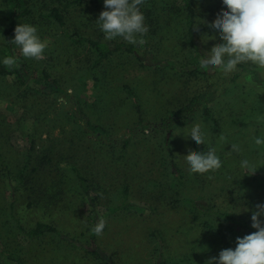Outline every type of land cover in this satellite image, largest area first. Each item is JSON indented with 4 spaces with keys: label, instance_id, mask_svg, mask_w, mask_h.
<instances>
[{
    "label": "trees",
    "instance_id": "obj_1",
    "mask_svg": "<svg viewBox=\"0 0 264 264\" xmlns=\"http://www.w3.org/2000/svg\"><path fill=\"white\" fill-rule=\"evenodd\" d=\"M196 1L145 0L141 10L149 32L144 43L132 45L122 38L104 39L95 22L105 10L103 0H3L9 28L2 31L5 54L0 60L12 55L18 66L8 68L0 63V81L9 88L5 92L1 83L0 97L6 94L22 114L15 122L0 119V189L5 195L6 216L15 233L27 241L28 253L37 242L43 250L92 260L94 264H118L103 244V233L134 219L141 224L137 227L139 236L153 246L154 261L150 264H204L211 249L201 254L196 250L199 246L234 247L237 237L255 231L243 219L245 211L231 213L239 210L220 209L213 197L190 195L187 189L194 190L206 179L183 171L173 149L172 139L181 130L177 128L194 127L197 119L206 122V136L219 131L220 122L210 105L216 94L227 96V86L222 82L206 86L197 82L190 94H182L178 106L153 125L145 123L134 89L124 84L122 90L137 115L127 136L112 137L82 108L86 74L100 83L96 73L108 68L113 57L124 59L123 65L134 63L150 70L156 83L179 82L187 87L189 82L220 75V71L199 69V54L203 52L196 39ZM20 23L36 26L41 39L48 41L49 51H55L70 68L75 65L76 72L66 74L77 79L76 89L67 87L66 79L71 81L67 75L62 79L45 64L38 67L36 60L24 58L18 46L7 42ZM239 67L241 70L229 82L234 83L248 70L245 65ZM50 113L56 119L49 127L60 126L57 132L41 129L42 118ZM27 118L32 124L24 129ZM228 120L235 125L236 118L230 116ZM66 123L69 129H65ZM225 130L216 144L195 145L190 141L187 151L203 152L217 146L223 167L209 173L210 177L216 183L240 187L236 193L228 185L227 192L222 189L229 202L243 200L237 204L255 206L264 189V170L258 168L256 174L244 175L239 161L251 160V153L260 149L251 143L242 144L240 139L236 142L248 129ZM14 132L22 137L23 147H14ZM232 144L239 146V153L231 150ZM144 183L146 188L142 187ZM137 192L141 202L133 201ZM180 209L186 214L191 233L199 234L195 247L182 256L171 252L172 238L167 233L172 225L163 222L171 216L168 222L176 223ZM100 218L106 220V227L97 236L91 229ZM0 264L5 263L0 260ZM12 264L33 263L17 258Z\"/></svg>",
    "mask_w": 264,
    "mask_h": 264
},
{
    "label": "rangeland",
    "instance_id": "obj_2",
    "mask_svg": "<svg viewBox=\"0 0 264 264\" xmlns=\"http://www.w3.org/2000/svg\"><path fill=\"white\" fill-rule=\"evenodd\" d=\"M197 24L196 33L207 34L209 29L208 24H214L216 17L223 11H227L223 8L222 0H197ZM9 28L7 7L4 5L3 0H0V55L3 56L5 52L3 51L2 43L4 40L3 30ZM3 36V37H2ZM196 39L199 44L200 50L210 51L212 47L219 43L218 40L209 41L205 43L201 35L196 34ZM47 41V40H46ZM17 52L13 50V53ZM16 54V53H15ZM124 59L120 57H113V60L108 62V68L104 71H98L97 77L100 79V83L96 84L92 79H89V74H86L84 87L85 91H82V108L90 116L91 120L95 123L103 126L111 133L112 137L127 136V131L129 125L133 123L136 119V112L131 109V103L128 101L130 99L126 96L122 86L124 84L132 87L137 95L141 115L144 117L145 123L153 125L159 121L161 116H164L169 109H173L179 105V99L182 100V94H190L194 85L203 84L206 86L208 83L221 82L227 86L226 97H221V95L213 98L211 102V110L213 116L219 120L220 129L213 136L211 134L207 135L206 142L215 141V144L221 140L222 134L225 129H248L244 136L237 138L241 140L242 144L255 145L253 142V136L260 135L264 136V69H259L250 64H243L247 67V71L242 72L240 77L236 79L234 83L229 82V79L236 72L240 71L241 68L238 66L236 72L230 74H214L206 80L195 81L193 84L189 82V86H181L179 82H155L154 74L145 68H140L134 63L123 65ZM49 67L52 71L57 72V76L62 79H66L68 71L76 72L75 65L72 68L68 64L62 62L55 51H49L47 48L45 50V58L43 60L37 61L36 65L38 67L43 66ZM67 75V76H66ZM69 77V76H68ZM66 79L67 87L71 89H76V80L74 77L70 76ZM225 81V82H224ZM4 91L6 92L9 88L5 82H1ZM1 88V86H0ZM183 88V89H182ZM182 89V91L180 90ZM60 110V109H59ZM22 110L15 107L12 103L8 101V96L5 94L0 97V119L6 120L8 122H15L20 118ZM220 116V117H219ZM231 117L236 118L235 125L228 119ZM51 118V120L49 119ZM219 118H223L220 120ZM56 117L53 113H50L46 119L42 118L43 124L41 129H53L54 132L59 131L60 126L49 127L51 121L55 120ZM24 129H28L27 125L32 124V119L27 118L24 120ZM59 123L63 124L64 119H58ZM206 122L201 119H197L194 122L195 126H201L205 133L207 134L209 130L204 127ZM241 124V125H240ZM27 127V128H26ZM233 127V128H232ZM69 129L70 125L66 123L65 129ZM192 127L177 128L175 136L172 139L174 153L177 155V160L182 167L183 171H188L187 165L185 164V155L188 154L187 147L190 140H187L183 134L190 131ZM22 129V128H21ZM183 129V130H182ZM185 129V130H184ZM226 131V130H225ZM179 134V135H178ZM236 133L235 136H239ZM12 143L15 148H21L24 146V141L22 137L14 132L11 136ZM215 144L213 146H215ZM252 154L253 161H259L264 163V146H257ZM217 146H215L216 148ZM231 148V145H230ZM259 169L264 170L263 167ZM257 170L252 173L256 174ZM203 179H206L200 186H194V190L187 189L190 195H196V197H213V203L217 205L220 209H231V207L239 210L249 208L252 209L254 206L249 205L248 207L244 204H237V202L242 203L243 200H236L229 202V199L224 197L221 191L224 189L226 192L228 183L224 184L222 181L216 183L212 180L209 174L202 175ZM225 183V182H224ZM218 186V187H217ZM224 186V187H222ZM229 186V185H228ZM231 185L230 188L233 189V193H236L238 185ZM143 188H146L144 183ZM235 188V189H234ZM137 190V188H135ZM152 192V189L151 191ZM135 194V193H134ZM140 193H136V198L133 201L141 202L142 197L139 196ZM258 203H264V189L262 195L257 197ZM5 195L3 190L0 189V260L5 264L16 263L17 258L23 261H32L33 264H94L92 260L81 259L80 257L68 255L66 253H58L53 250H43L41 245L37 242L31 247L30 253H28L27 241L23 239L22 236H18L12 223L8 220L5 210ZM236 204V205H235ZM179 214H176V223L171 224L168 222L169 218H164V224L172 225L169 232L167 233L171 239V252L178 255L189 254L192 247L196 245L195 238L199 235L197 232L191 233L190 226L188 224V219L185 217V212L180 209ZM245 217L243 218L249 225H251V212L245 211ZM178 215V216H177ZM141 224L136 223L134 219H128V221L120 222L119 225L113 226L111 229L106 230L103 233V244L106 246L109 253H111L118 264H150L154 260L151 259V252L153 251V246L151 242L148 241L143 235L139 236L137 227ZM169 226V225H168ZM119 229V230H118ZM143 233V232H142ZM143 236V237H142ZM235 247V246H234ZM232 247V248H234ZM199 253L202 254L204 250H210L212 253L210 257L218 256L219 252L223 247L208 248L206 245L196 248ZM11 260V261H10ZM205 264V263H204Z\"/></svg>",
    "mask_w": 264,
    "mask_h": 264
},
{
    "label": "clouds",
    "instance_id": "obj_3",
    "mask_svg": "<svg viewBox=\"0 0 264 264\" xmlns=\"http://www.w3.org/2000/svg\"><path fill=\"white\" fill-rule=\"evenodd\" d=\"M144 3L145 0H103L105 10L99 13L95 22L104 39L112 41L122 38L132 45L144 43V37L149 32L141 10ZM222 3L227 11L221 12L214 24L207 25L209 33H196L205 43L219 41L210 51L199 54V69L224 74L236 72L238 66L243 64L264 69V0H222ZM7 42L18 46L24 58L36 61L45 58L48 48V41L41 39L37 27L29 23L18 24L14 28L13 39ZM0 63L8 68L18 66L16 57L12 55L4 57ZM183 135L195 145L206 143V133L201 126H194ZM253 142L257 146H264V136H253ZM231 150L240 152L236 144L231 145ZM184 157L190 174L215 173L223 167L215 148L203 152L190 151ZM262 165L264 163L249 158L239 161L244 175L254 173ZM238 208V212L231 213L250 211V226L255 231L237 237L234 248L221 250L218 256L210 257L205 264H264V203H258L252 209ZM105 227L106 220L100 218L91 231L99 236Z\"/></svg>",
    "mask_w": 264,
    "mask_h": 264
},
{
    "label": "crops",
    "instance_id": "obj_4",
    "mask_svg": "<svg viewBox=\"0 0 264 264\" xmlns=\"http://www.w3.org/2000/svg\"><path fill=\"white\" fill-rule=\"evenodd\" d=\"M241 125V124H240Z\"/></svg>",
    "mask_w": 264,
    "mask_h": 264
}]
</instances>
